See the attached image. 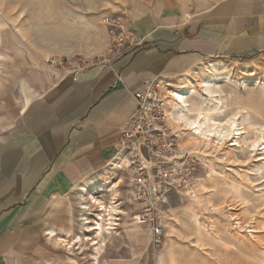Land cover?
Masks as SVG:
<instances>
[{
    "label": "crops",
    "instance_id": "obj_1",
    "mask_svg": "<svg viewBox=\"0 0 264 264\" xmlns=\"http://www.w3.org/2000/svg\"><path fill=\"white\" fill-rule=\"evenodd\" d=\"M155 3L131 16L140 48L77 79L53 71L47 59L105 53L103 3L85 2L67 37L35 38L25 78L0 95V255L20 234L21 218L34 216L33 203L76 190L107 167L145 80L178 75L213 55L264 53V0Z\"/></svg>",
    "mask_w": 264,
    "mask_h": 264
},
{
    "label": "rangeland",
    "instance_id": "obj_2",
    "mask_svg": "<svg viewBox=\"0 0 264 264\" xmlns=\"http://www.w3.org/2000/svg\"><path fill=\"white\" fill-rule=\"evenodd\" d=\"M98 1L105 5L101 23L104 17L117 15L127 18L131 25V16L141 12L144 4H156V0H146L147 4L145 0H0V53L6 55L0 64V95L25 78L32 64L35 38L67 37L68 24L84 11V3ZM212 60L222 64L218 73L231 76L232 82L224 85L227 115L237 107L246 114L243 125L248 132L243 135V147L196 144L187 140L183 126L177 125L181 147L190 152L196 167L193 175L184 177L181 187L170 194L163 217L166 236L158 246L151 242V231L132 219L137 210L125 198V171L119 173L107 165L86 179V185L115 184L118 204L125 211L117 214L115 229L106 237L100 264H264V139L252 146L256 134L249 128L252 122L264 126V53L213 55L165 79L175 91L189 80L197 85L195 80L206 73L204 69ZM210 189L214 190L211 202ZM81 191L79 186L33 203L34 216L21 218L16 227L20 234L11 244L13 249L0 255V264H96L92 240L70 249L43 233L47 226L69 231L72 236L86 229L81 217L95 218L98 211L79 207ZM109 198L103 196L106 202ZM85 233L94 236L93 232Z\"/></svg>",
    "mask_w": 264,
    "mask_h": 264
},
{
    "label": "built area",
    "instance_id": "obj_3",
    "mask_svg": "<svg viewBox=\"0 0 264 264\" xmlns=\"http://www.w3.org/2000/svg\"><path fill=\"white\" fill-rule=\"evenodd\" d=\"M103 23L109 35L105 53L49 57V67L63 77L77 79L90 67L111 65L143 45L141 35L127 18L109 15ZM172 90L164 77L144 81L134 93L136 107L120 129L115 155L108 164L119 173L125 171V198L137 210L132 219L151 231L155 246L166 236L163 217L170 194L181 187L184 177L193 175L196 167L190 152L181 147L180 130L170 120Z\"/></svg>",
    "mask_w": 264,
    "mask_h": 264
},
{
    "label": "bare ground",
    "instance_id": "obj_4",
    "mask_svg": "<svg viewBox=\"0 0 264 264\" xmlns=\"http://www.w3.org/2000/svg\"><path fill=\"white\" fill-rule=\"evenodd\" d=\"M5 59L6 55L0 53V64ZM221 65V62L212 60L204 69L206 73L195 80L198 82L197 85L189 80L190 83H185L183 88L176 91L172 90L171 99H173V104L170 103V120L176 125L183 126L188 135L187 140L195 141L196 144L197 141L207 145L215 143L218 146L228 143L229 147L242 148L243 135L248 132L246 126L243 125L246 114H241V108L237 107L235 112L233 111L231 115H227L229 105L225 101L224 85L230 84L232 80L231 76L218 73L217 70ZM249 128H252V131L256 134L251 143L252 146H255L260 138L264 139V126L252 122L249 124ZM254 150L256 151L255 147ZM96 183L93 182L90 185L80 184L82 203L79 207L83 211L95 207L98 211L95 218L81 217V219H84L83 223L87 224L82 233L72 236L68 235L70 234L69 231L61 232L56 228L48 227L45 228L43 233L52 242L68 246L70 249L76 244H79L78 248H81L86 240H92V244L96 245L93 259H95L96 264H100V254L105 245L106 237L107 235L111 236L115 229L117 214L125 211L120 209L118 204L116 197L118 189L115 188V184ZM213 191V189L209 190L210 202L212 201ZM105 194L110 196L108 202L103 199ZM88 212L90 213V211ZM85 232H93L94 236L91 237Z\"/></svg>",
    "mask_w": 264,
    "mask_h": 264
}]
</instances>
